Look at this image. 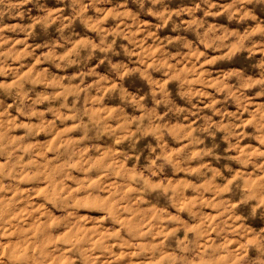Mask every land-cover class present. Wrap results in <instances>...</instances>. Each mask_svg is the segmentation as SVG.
<instances>
[{"label":"clouds","instance_id":"1","mask_svg":"<svg viewBox=\"0 0 264 264\" xmlns=\"http://www.w3.org/2000/svg\"><path fill=\"white\" fill-rule=\"evenodd\" d=\"M0 264H264V0H0Z\"/></svg>","mask_w":264,"mask_h":264}]
</instances>
